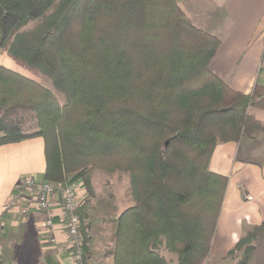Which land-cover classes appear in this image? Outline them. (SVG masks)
Here are the masks:
<instances>
[{
    "label": "trees",
    "instance_id": "obj_1",
    "mask_svg": "<svg viewBox=\"0 0 264 264\" xmlns=\"http://www.w3.org/2000/svg\"><path fill=\"white\" fill-rule=\"evenodd\" d=\"M220 43L179 0H0V50L64 95L0 64V143L43 136L42 179H84L90 193L93 169L130 173L134 202L114 219L113 264H168L162 248L179 264H208L228 182L211 155L264 108V85L243 92L210 69ZM260 229L230 249L241 253L233 264H250Z\"/></svg>",
    "mask_w": 264,
    "mask_h": 264
},
{
    "label": "crops",
    "instance_id": "obj_2",
    "mask_svg": "<svg viewBox=\"0 0 264 264\" xmlns=\"http://www.w3.org/2000/svg\"><path fill=\"white\" fill-rule=\"evenodd\" d=\"M180 2L194 23L221 39L210 61L213 72L243 92H251L257 83L264 85V0ZM0 64L36 79L7 51L0 50ZM252 114L241 138L219 142L210 158V169L227 176L228 182L208 259L226 256L247 230L264 221V108L253 109ZM45 168L43 136L0 143V254L4 264H73L62 224L61 193L52 196L50 225L29 192L11 201L23 179H42ZM27 204L32 206L30 216L22 212ZM31 229L33 242L21 240V232L29 234ZM23 243L25 248L19 252ZM256 245L250 264H264V241ZM90 246L88 264H113L112 259L93 257L92 241Z\"/></svg>",
    "mask_w": 264,
    "mask_h": 264
},
{
    "label": "rangeland",
    "instance_id": "obj_3",
    "mask_svg": "<svg viewBox=\"0 0 264 264\" xmlns=\"http://www.w3.org/2000/svg\"><path fill=\"white\" fill-rule=\"evenodd\" d=\"M180 4L182 5L181 2ZM36 80L47 87L52 88L59 99L62 101L64 100V95L54 88L53 83L47 77L44 75L36 76ZM32 124L33 121L27 123L25 128L32 130L34 128V125L32 126ZM82 180L84 181L87 196L81 210L87 215V220L91 224L89 232L93 236L90 240L93 242V257H104L105 260L112 259L107 252L108 249L113 246L114 240L112 237L114 231V219L134 202V189L130 173L124 169H93L90 173V183L93 193H90L85 180ZM21 233V240L24 241L25 238V242L27 240L33 242L35 238V232L33 229H31L29 234H26L24 231ZM250 241L255 244L264 241V229L257 231L256 236L251 237ZM20 248H25L24 243L18 247L19 252ZM160 252L165 255L168 264H179L176 259V254L171 253L164 248L160 249ZM240 256L241 253L238 251L231 253L228 252V254L223 257L207 258L206 263L233 264L240 258Z\"/></svg>",
    "mask_w": 264,
    "mask_h": 264
},
{
    "label": "built area",
    "instance_id": "obj_4",
    "mask_svg": "<svg viewBox=\"0 0 264 264\" xmlns=\"http://www.w3.org/2000/svg\"><path fill=\"white\" fill-rule=\"evenodd\" d=\"M18 194L13 196V200L28 193L35 204V208L46 215L45 222L50 225L54 206L52 196L55 193H61L60 207L62 208V224L67 234L69 248L73 264H88L85 260L84 236L81 231L82 220L79 214V207L87 192L84 187V181L78 179L69 183H52L50 181L39 179L34 176H28L17 186ZM32 206L27 204L22 207L23 213L30 212ZM55 241V237H49ZM1 250V248H0Z\"/></svg>",
    "mask_w": 264,
    "mask_h": 264
}]
</instances>
